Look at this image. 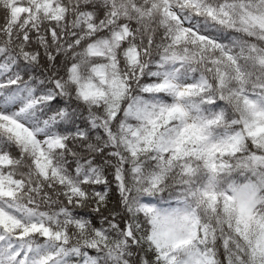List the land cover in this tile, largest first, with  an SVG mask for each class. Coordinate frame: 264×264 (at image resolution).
<instances>
[{"label": "snow or ice", "instance_id": "obj_1", "mask_svg": "<svg viewBox=\"0 0 264 264\" xmlns=\"http://www.w3.org/2000/svg\"><path fill=\"white\" fill-rule=\"evenodd\" d=\"M0 264H264V0H0Z\"/></svg>", "mask_w": 264, "mask_h": 264}]
</instances>
